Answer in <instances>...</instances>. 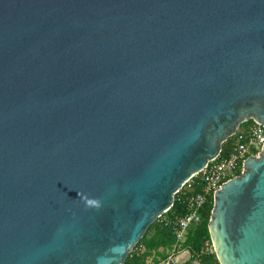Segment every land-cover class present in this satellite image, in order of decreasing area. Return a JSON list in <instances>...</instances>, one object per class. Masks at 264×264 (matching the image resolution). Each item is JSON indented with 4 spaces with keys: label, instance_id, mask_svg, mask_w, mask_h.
<instances>
[{
    "label": "water",
    "instance_id": "water-1",
    "mask_svg": "<svg viewBox=\"0 0 264 264\" xmlns=\"http://www.w3.org/2000/svg\"><path fill=\"white\" fill-rule=\"evenodd\" d=\"M248 118L264 0H0V264H121ZM207 230L264 264V143Z\"/></svg>",
    "mask_w": 264,
    "mask_h": 264
},
{
    "label": "trees",
    "instance_id": "trees-1",
    "mask_svg": "<svg viewBox=\"0 0 264 264\" xmlns=\"http://www.w3.org/2000/svg\"><path fill=\"white\" fill-rule=\"evenodd\" d=\"M252 122L250 118L241 121L235 132L245 131ZM235 132L221 142L219 157L226 155L231 149L235 140ZM200 190L201 184L198 180V174L191 176L184 182L173 194L169 208L147 226L121 264L156 263L164 259L170 252L175 255L180 249L188 251L189 260L176 261L174 264H190L191 261H196L198 264H215L214 252L209 250L211 243L207 230V221L212 206L211 196H208L197 210L199 220L186 228L184 238L181 241H176L173 234L176 218L189 211L184 198Z\"/></svg>",
    "mask_w": 264,
    "mask_h": 264
},
{
    "label": "built area",
    "instance_id": "built-area-1",
    "mask_svg": "<svg viewBox=\"0 0 264 264\" xmlns=\"http://www.w3.org/2000/svg\"><path fill=\"white\" fill-rule=\"evenodd\" d=\"M264 143V126L253 121L245 131L235 132V140L226 155L219 153L208 160L196 173L201 184L199 192L187 195L184 202L189 211L176 218L173 226V234L176 241L184 238L186 228L199 220L197 210L208 196L226 179L233 177L241 169L242 160L248 156H256ZM212 250V247L209 249ZM175 255L170 252L164 259L152 264H174Z\"/></svg>",
    "mask_w": 264,
    "mask_h": 264
},
{
    "label": "crops",
    "instance_id": "crops-1",
    "mask_svg": "<svg viewBox=\"0 0 264 264\" xmlns=\"http://www.w3.org/2000/svg\"><path fill=\"white\" fill-rule=\"evenodd\" d=\"M175 257L177 262H184L189 260L188 259L189 253L186 249H180L179 251L176 252ZM190 264H198V263L196 261H191Z\"/></svg>",
    "mask_w": 264,
    "mask_h": 264
},
{
    "label": "rangeland",
    "instance_id": "rangeland-1",
    "mask_svg": "<svg viewBox=\"0 0 264 264\" xmlns=\"http://www.w3.org/2000/svg\"><path fill=\"white\" fill-rule=\"evenodd\" d=\"M181 260V259H180Z\"/></svg>",
    "mask_w": 264,
    "mask_h": 264
}]
</instances>
